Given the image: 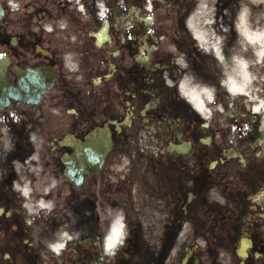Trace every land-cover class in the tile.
Returning <instances> with one entry per match:
<instances>
[{
	"label": "flooded vegetation",
	"instance_id": "af4514ba",
	"mask_svg": "<svg viewBox=\"0 0 264 264\" xmlns=\"http://www.w3.org/2000/svg\"><path fill=\"white\" fill-rule=\"evenodd\" d=\"M81 2L70 39L1 3L0 264H264V118L229 101L200 116L178 94L217 75L185 25L198 0ZM121 213L128 236L105 254Z\"/></svg>",
	"mask_w": 264,
	"mask_h": 264
},
{
	"label": "clouds",
	"instance_id": "9594fccd",
	"mask_svg": "<svg viewBox=\"0 0 264 264\" xmlns=\"http://www.w3.org/2000/svg\"><path fill=\"white\" fill-rule=\"evenodd\" d=\"M264 4V0H239V7L234 16V26L238 34L240 50L230 57V63L225 60L226 41L228 39L229 27L223 22L217 20V0H198L196 16L199 17L197 25H193V17L185 20V25L195 38L194 47L205 54L211 53L215 59L224 68V78L221 80V85L225 87L226 92L235 97L238 94H243L247 97V102L251 104V111L264 114V12L258 15L253 14V5ZM11 8L16 10L20 5L15 2L11 3ZM75 6L79 8L80 12H85V6L81 0H75ZM99 15H103L107 10L104 0H96ZM224 15H231L228 9H224ZM66 25L60 24V27ZM48 32L53 31L51 24L44 25ZM38 31V29H37ZM167 51L172 55L171 63L177 69H188L189 63L186 59L187 54L181 51L176 44H170ZM251 52V57L247 54ZM71 71L77 70V64L70 63L68 65ZM253 67H259L261 70L253 72ZM163 79L165 84L169 87L174 86V78H172L168 71H164ZM194 79L193 77H184V82L178 86L179 96L186 98L200 116L207 117L210 115L212 109L223 111V108L216 103L217 88L214 85H195L187 88L186 85ZM207 105V106H206ZM264 118V116H262ZM36 139L35 136L32 137ZM32 160L37 159L34 155ZM19 168V164L16 165ZM55 186V182L53 185ZM14 188L27 197L31 191L28 182L23 186L16 181ZM214 198L221 204L224 203V198L215 194ZM41 208H51V203L40 202ZM30 208V206H28ZM31 210V208H30ZM124 215L121 213L112 225L109 233L104 238L105 254H114V250L123 245L125 238L128 236L126 225L123 222ZM74 239V236L67 231L60 233L59 239L50 243L48 247L55 253H60L66 247V243ZM201 247L206 245L203 239L199 240Z\"/></svg>",
	"mask_w": 264,
	"mask_h": 264
},
{
	"label": "rangeland",
	"instance_id": "374dc122",
	"mask_svg": "<svg viewBox=\"0 0 264 264\" xmlns=\"http://www.w3.org/2000/svg\"><path fill=\"white\" fill-rule=\"evenodd\" d=\"M9 0H0V3H7ZM11 1V2H10ZM8 4L11 9V14L22 13L34 16V20L39 25L51 24L53 30L56 32L60 39H70L72 38V0H15L20 7L16 10L11 8V3L14 0H10ZM239 7V0H217V20L218 22H223L226 26L229 25L234 29L236 33V39L233 41H226V47H232L235 53L240 50L239 37L236 32L233 20L236 11ZM253 14L258 15L264 12V4L257 3L253 5ZM224 9H228L231 13L229 16L224 15ZM60 24L66 25L65 27H60ZM47 32V29L45 28ZM232 44V45H231ZM226 52V51H225ZM251 57V52L247 54ZM212 58V59H211ZM209 59L210 64L216 68L217 75L214 77L206 76L204 78L203 85H214L217 88V100L216 102L232 101V98L226 92L224 86L221 85V80L224 78V68L211 54ZM226 63H230V58L225 60ZM208 63V62H206ZM253 72L260 71L259 67H253L251 69ZM234 101L240 105L248 106L251 108V104L247 102V97L238 95L234 98ZM261 116V115H260Z\"/></svg>",
	"mask_w": 264,
	"mask_h": 264
},
{
	"label": "bare ground",
	"instance_id": "6f19581e",
	"mask_svg": "<svg viewBox=\"0 0 264 264\" xmlns=\"http://www.w3.org/2000/svg\"><path fill=\"white\" fill-rule=\"evenodd\" d=\"M228 94H229V93H228ZM238 95L244 96L243 94H238ZM238 95H237V96H238ZM229 96H230L232 99H234V98L236 97V96L233 97V96H231L230 94H229ZM206 106H207V105H206ZM257 114H261V113H257ZM261 116H264V114H261Z\"/></svg>",
	"mask_w": 264,
	"mask_h": 264
},
{
	"label": "water",
	"instance_id": "95a60500",
	"mask_svg": "<svg viewBox=\"0 0 264 264\" xmlns=\"http://www.w3.org/2000/svg\"><path fill=\"white\" fill-rule=\"evenodd\" d=\"M2 15H3V9H2V7H1V5H0V18L2 17ZM73 177V176H72Z\"/></svg>",
	"mask_w": 264,
	"mask_h": 264
}]
</instances>
